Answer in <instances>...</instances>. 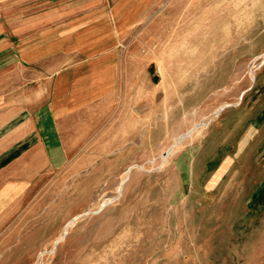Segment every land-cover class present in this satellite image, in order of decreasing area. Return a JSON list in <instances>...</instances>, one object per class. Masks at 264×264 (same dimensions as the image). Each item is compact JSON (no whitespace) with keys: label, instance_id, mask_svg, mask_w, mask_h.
Segmentation results:
<instances>
[{"label":"rangeland","instance_id":"obj_1","mask_svg":"<svg viewBox=\"0 0 264 264\" xmlns=\"http://www.w3.org/2000/svg\"><path fill=\"white\" fill-rule=\"evenodd\" d=\"M108 53L41 136L0 56V264H264V0H153Z\"/></svg>","mask_w":264,"mask_h":264},{"label":"crops","instance_id":"obj_2","mask_svg":"<svg viewBox=\"0 0 264 264\" xmlns=\"http://www.w3.org/2000/svg\"><path fill=\"white\" fill-rule=\"evenodd\" d=\"M12 17L0 22V56L17 59L31 77L48 79L33 93L23 115L35 136L45 134L46 111L66 108L62 90L87 84L94 72L108 71L111 46L136 26L153 0H6ZM18 8H20L18 10ZM14 12L17 16H14ZM10 11H7V15ZM76 79L71 81V79ZM53 84L47 102L45 84ZM82 92V91H81ZM55 122V121H54Z\"/></svg>","mask_w":264,"mask_h":264},{"label":"bare ground","instance_id":"obj_3","mask_svg":"<svg viewBox=\"0 0 264 264\" xmlns=\"http://www.w3.org/2000/svg\"><path fill=\"white\" fill-rule=\"evenodd\" d=\"M59 240L56 241V243L58 242Z\"/></svg>","mask_w":264,"mask_h":264}]
</instances>
